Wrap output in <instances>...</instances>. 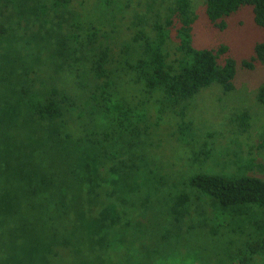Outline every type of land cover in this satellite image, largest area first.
Returning <instances> with one entry per match:
<instances>
[{
    "label": "rangeland",
    "instance_id": "374dc122",
    "mask_svg": "<svg viewBox=\"0 0 264 264\" xmlns=\"http://www.w3.org/2000/svg\"><path fill=\"white\" fill-rule=\"evenodd\" d=\"M67 1L0 0V264H264L246 248L264 238V209L224 207L188 185L198 173L264 179V61L252 60L264 27L251 6L219 28L205 0H188L191 45L226 46L218 62L235 61L234 87L173 101L127 64L176 0ZM174 24L163 48L173 65ZM100 46L114 96L142 116L137 137L87 104ZM23 89L61 101V120L21 114Z\"/></svg>",
    "mask_w": 264,
    "mask_h": 264
},
{
    "label": "trees",
    "instance_id": "16d2710c",
    "mask_svg": "<svg viewBox=\"0 0 264 264\" xmlns=\"http://www.w3.org/2000/svg\"><path fill=\"white\" fill-rule=\"evenodd\" d=\"M67 0H53L58 7H64ZM241 5H249L252 8L254 22L264 27V0H205V14L208 20L217 27L223 28V17L235 12ZM194 21L188 0H176L170 15L164 24L154 25L155 36L145 40V57L140 58L134 64H127L134 70L139 82L143 83L148 91L161 89L164 95L173 101H185L193 97L201 89L217 83L226 91L233 89V78L236 72L235 61L225 58L223 63L218 62L219 55L227 51L226 46L218 49H196L191 45V27ZM219 21V22H217ZM176 27L178 40L174 59V65L166 60L163 48L169 39L171 25ZM93 42V33L90 35ZM94 57L91 58L92 77L97 83L90 91L88 102L102 108L103 114L110 119L113 125L129 134L139 136L138 123L142 116L128 104L114 96V83L108 72L109 49L98 47ZM254 57L264 61V41L254 47ZM244 66L251 67V63L244 61ZM0 77V82L6 80ZM65 97V96H63ZM258 100L264 104V84L258 90ZM64 99V98H62ZM60 99V100H62ZM22 105L25 109L23 115L36 116L38 119H54L60 121L63 112L61 101H42L32 96L27 89L22 90ZM133 109V110H132ZM58 135H60L58 133ZM64 136H69L64 134ZM100 161H97L99 163ZM44 183L50 179L44 178ZM100 180V179H98ZM101 181H99V185ZM188 185L196 192L217 201L221 206L232 207L249 205L264 209V179L252 175L227 176L223 174L198 173L188 178ZM36 191V188H34ZM61 193L65 188L59 187ZM34 191V192H35ZM51 219V218H50ZM44 222V219L40 218ZM249 253L264 252V238L247 245ZM243 262V259H242Z\"/></svg>",
    "mask_w": 264,
    "mask_h": 264
}]
</instances>
